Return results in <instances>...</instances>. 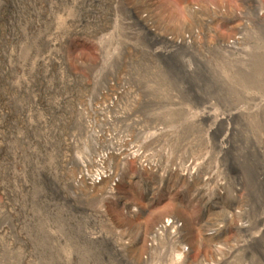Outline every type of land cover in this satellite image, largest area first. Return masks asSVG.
<instances>
[{
	"label": "rangeland",
	"instance_id": "374dc122",
	"mask_svg": "<svg viewBox=\"0 0 264 264\" xmlns=\"http://www.w3.org/2000/svg\"><path fill=\"white\" fill-rule=\"evenodd\" d=\"M249 1L0 0V264H264Z\"/></svg>",
	"mask_w": 264,
	"mask_h": 264
},
{
	"label": "built area",
	"instance_id": "2783aa9c",
	"mask_svg": "<svg viewBox=\"0 0 264 264\" xmlns=\"http://www.w3.org/2000/svg\"><path fill=\"white\" fill-rule=\"evenodd\" d=\"M182 1L187 2L188 0H182ZM237 13L241 20L239 24L240 27L238 29V32L233 36L227 38L223 45L227 50H230L231 52L237 53L239 55H241L244 52L248 54L250 49L245 48L246 40L248 38V33H247L248 30L252 29V27L255 25V22L256 23L261 22V25L264 26V0H250L245 5L237 8ZM166 38L171 39L169 37ZM184 41L188 43L191 42V37L186 36ZM174 42L180 43V41L178 40H174ZM101 175H99L96 178L97 182L101 180ZM167 219H169V222L166 223V229L167 227H171V226L175 227L176 222L173 221L172 218H166L163 223H165ZM161 236L162 235H158L155 237H161Z\"/></svg>",
	"mask_w": 264,
	"mask_h": 264
},
{
	"label": "bare ground",
	"instance_id": "6f19581e",
	"mask_svg": "<svg viewBox=\"0 0 264 264\" xmlns=\"http://www.w3.org/2000/svg\"><path fill=\"white\" fill-rule=\"evenodd\" d=\"M258 44V43H257ZM260 46H258L257 45V48H259ZM260 49V48H259ZM257 52V51H256ZM257 57V60H258V69H257V72H256V78H257V80L260 82V84L261 83H263V81H264V54H259L258 56H256ZM255 66V65H254ZM253 69H254V67H253ZM248 71V70H247ZM224 72H226V71H224ZM254 71L252 72V73H255ZM235 73V72H234ZM243 73V72H242ZM231 75V74H230ZM234 75V74H233ZM235 75H237V73L235 74ZM240 77H242L240 74H238ZM251 75H253V74H251ZM234 77H236V76H234ZM240 77H238V78H240ZM246 77H248V78H246V81H249L248 83H250L251 81H254L253 80V78L255 77V76H251L252 78H250L249 77V75L248 76H246ZM243 78H244V76H243ZM255 78V79H256ZM229 79H231V78H229ZM233 79H235L236 80V78H233ZM226 80H227V78H226ZM235 80H234V82H235ZM232 81V80H231ZM243 81H245L244 79H243ZM236 82H239V80L238 81H236ZM235 82V83H236ZM257 82V81H256ZM241 83V82H240ZM245 83V82H244ZM243 83V84H244ZM233 84V83H232ZM245 84H247V82L245 83ZM252 84V83H251ZM264 84V83H263ZM262 84V85H263ZM248 85V84H247ZM253 85H254V83H253ZM261 86V85H260ZM240 87V86H239ZM241 87H242V85H241ZM238 88V87H237ZM259 88V87H258ZM257 88V89H258ZM262 88V87H261ZM261 88H259V89H261ZM234 89H236V88H234ZM249 89V88H248ZM263 89H264V86H263V88H262V91H263ZM246 105V104H245ZM247 106V105H246ZM264 106V105H263ZM261 107V108H264V107ZM240 107V106H239ZM245 107V106H244ZM242 108V107H241ZM240 108V109H241ZM250 108V107H249ZM255 108V107H254ZM233 109V108H232ZM240 109H239V111H240ZM254 110V109H253ZM260 110V109H259ZM234 111V110H233ZM261 111V110H260ZM250 112V111H249ZM246 113H247V111H246ZM255 113V112H254ZM253 114V113H252ZM168 115V114H167ZM247 115H248V113H247ZM172 116H174V115H172ZM232 116V115H231ZM244 116H246V114L244 115ZM170 117V116H169ZM260 122V121H259ZM255 128V127H254ZM263 136V135H262ZM264 139V138H263ZM256 140V139H255ZM259 140V139H258ZM262 140V139H261ZM263 141V140H262ZM257 142V141H256ZM262 143V142H261ZM263 144V143H262ZM260 146V145H259ZM262 146H264V144L262 145ZM263 148H261V150H262ZM260 150V149H259ZM263 151H264V149H263ZM264 155V154H263ZM175 174H171L170 175V177L172 178L173 176H174ZM175 176H178L177 177V180L179 179V180H184V177H183V175L181 174V175H175ZM171 178H170V180H171ZM94 179V178H93ZM93 181V180H92ZM95 181V180H94ZM149 183H151V181H149ZM151 184H153V183H151ZM102 186V185H101ZM106 186V185H105ZM99 188V187H98ZM153 188V187H152ZM102 189H103V186H102ZM97 191L99 190V189H96ZM264 194V193H263ZM260 196V195H259ZM262 197H263V195H262ZM259 199H261V197H259ZM258 199V200H259ZM262 202V201H261ZM260 201H259V203H261ZM263 204V203H262ZM258 205V204H257ZM262 206V205H261ZM260 206V207H261ZM221 209V208H220ZM217 211H219V210H217ZM169 222V219H167L166 220V222L165 223H163V224H161V225H159V227L158 228H156V231H155V233H153V235L154 236H157V235H160L161 233H162V230L164 231L165 230V228H166V223H168ZM202 234V233H201ZM162 237V236H161ZM201 237V236H200ZM202 237H203V234H202ZM208 237H210V236H208ZM211 238V237H210ZM209 238V239H210ZM211 240V239H210ZM114 241V240H113ZM161 242V241H160ZM114 246V245H113ZM116 246V245H115ZM114 246V247H115ZM118 246H119V244H118ZM117 246V247H118ZM129 247V246H128ZM119 248H121V247H119ZM124 248V247H123ZM126 248H127V246H126ZM117 249V248H116ZM120 250V249H119ZM123 250V249H122ZM234 251V250H233ZM121 252V251H120ZM231 253V252H230ZM179 258H180V254H178V255H175V259L172 261V264H181L180 263V261H179ZM172 260V259H171ZM230 260V259H229ZM234 261V260H233ZM236 263V262H235Z\"/></svg>",
	"mask_w": 264,
	"mask_h": 264
}]
</instances>
